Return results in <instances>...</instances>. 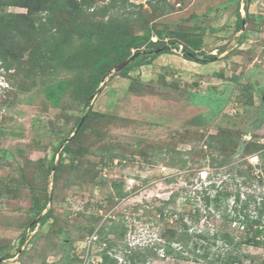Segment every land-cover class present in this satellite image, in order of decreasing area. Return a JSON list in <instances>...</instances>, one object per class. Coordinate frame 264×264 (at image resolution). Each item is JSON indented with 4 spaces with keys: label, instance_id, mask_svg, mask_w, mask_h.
I'll list each match as a JSON object with an SVG mask.
<instances>
[{
    "label": "rangeland",
    "instance_id": "374dc122",
    "mask_svg": "<svg viewBox=\"0 0 264 264\" xmlns=\"http://www.w3.org/2000/svg\"><path fill=\"white\" fill-rule=\"evenodd\" d=\"M13 1L0 6V264H99L104 250L129 264L178 220L218 227L205 193L264 223V0ZM100 25L115 30L96 55L61 42ZM122 32L150 39L128 58L142 65H114L89 98L94 61L117 60ZM150 43L171 53L149 61ZM195 44L215 59H183ZM224 231L245 237L238 222ZM238 253L264 264V247ZM197 255L147 264H208Z\"/></svg>",
    "mask_w": 264,
    "mask_h": 264
},
{
    "label": "trees",
    "instance_id": "16d2710c",
    "mask_svg": "<svg viewBox=\"0 0 264 264\" xmlns=\"http://www.w3.org/2000/svg\"><path fill=\"white\" fill-rule=\"evenodd\" d=\"M8 0H0V6L6 4ZM88 0H81V2L86 3ZM36 11L38 8L39 11H44V0H34ZM16 6L17 4L21 5V0H14ZM17 3V4H16ZM3 4V5H2ZM30 4V3H28ZM45 8L47 12L50 11V6ZM21 7V6H19ZM34 7L32 4L25 6V8L30 11L31 8ZM240 19V30L242 27L243 19ZM115 28L108 25H100L94 29L84 30V31H69L66 35L61 39V42L65 44L69 43H77L79 47H85L86 53L89 56L96 55V53H92L94 48L99 45L101 46L102 42L109 37H112L111 34L114 32ZM149 35V31H147ZM74 40V41H73ZM150 39L147 36H129L127 33L122 32V35L119 37L118 41L114 44L119 45L120 48L124 47L119 51L118 58L115 62L105 57V55L100 56L96 61H94V70L91 73V79L89 82V98L96 92L99 88L102 80L106 76V74L113 68L114 65L119 64L127 60L132 52H137L138 48L145 45L147 41ZM76 41V42H75ZM60 43L58 48H62L63 44ZM151 45H155L154 43H150ZM171 45L177 46V44L172 43ZM114 46V45H113ZM166 45H155L154 50H150L146 53V56L151 60H154L161 55L170 54V48L166 47L162 50V48ZM193 50L183 49V59L186 61L194 62L201 65L209 64L211 60H214L215 57L213 55H208L204 57V59L195 58V52L199 50V44H195L193 46ZM100 50V47H98ZM96 49L98 52L99 50ZM119 49V48H118ZM145 57H141L139 60H135L130 63L129 67L140 64ZM103 65H110L103 70ZM128 67V68H129ZM126 68V69H128ZM60 85V84H59ZM53 99L55 103L58 102V96L52 94V91L48 92L47 97ZM219 101V100H218ZM226 101V100H225ZM217 100L213 101V109L215 108ZM264 107V100H262ZM223 106V105H222ZM221 106V107H222ZM221 107H217L216 116L219 114ZM262 116H264V109L262 110ZM213 120V119H212ZM216 187L212 184L206 192L209 190H215ZM231 195L227 192L218 191L215 196H211L210 193H205L203 198L205 207H212L217 212H220L221 222L218 227L214 226L206 227L205 229H201L200 231L196 229H191L192 227L184 222V220H178L176 223L179 226L170 227L168 229V236L164 241H155L152 246L145 247H137L135 249H130V252L127 254L126 260L129 264H147L148 260H159L160 258H172L174 260H186L187 253L198 254L200 258L208 263V264H236L239 262L241 256L243 254L238 253L244 246L253 245L254 247H264V223L262 224L261 217L263 211L258 212L257 215H250V213H243L242 215L238 213L237 209L233 210V213L230 214L227 212L226 208L222 210V204L224 201H227ZM239 196L236 198V203H239ZM258 210V209H257ZM213 211L211 214L213 215ZM200 211L198 209L195 210L193 214V222L197 223L199 221L198 215ZM239 223V227L242 230H245V237L240 241L236 239L235 235H232L228 231H224L226 227H229L233 223ZM250 235V239L248 236ZM121 238V237H120ZM25 239L22 238L20 244H24ZM218 243L220 244L218 246ZM230 247L234 249H230ZM213 248L218 249V253L215 252L216 257L210 260L209 254L212 252ZM238 250V251H237ZM102 253V261L99 264H117V261L110 257L107 253L108 251H103ZM202 252V253H201ZM235 253V254H234ZM234 254V255H233ZM197 255V256H198ZM7 259L12 258L7 255Z\"/></svg>",
    "mask_w": 264,
    "mask_h": 264
},
{
    "label": "water",
    "instance_id": "95a60500",
    "mask_svg": "<svg viewBox=\"0 0 264 264\" xmlns=\"http://www.w3.org/2000/svg\"><path fill=\"white\" fill-rule=\"evenodd\" d=\"M132 60H134V59H131V60H126V61H124V62H122V64L120 65V68H122L124 65H126V64H130V62L132 61ZM263 100H264V98H263ZM83 121V120H82ZM82 123V122H81ZM81 123H80V125H81Z\"/></svg>",
    "mask_w": 264,
    "mask_h": 264
},
{
    "label": "crops",
    "instance_id": "0c3cea01",
    "mask_svg": "<svg viewBox=\"0 0 264 264\" xmlns=\"http://www.w3.org/2000/svg\"><path fill=\"white\" fill-rule=\"evenodd\" d=\"M223 55H224V53H223ZM225 65V64H224Z\"/></svg>",
    "mask_w": 264,
    "mask_h": 264
}]
</instances>
